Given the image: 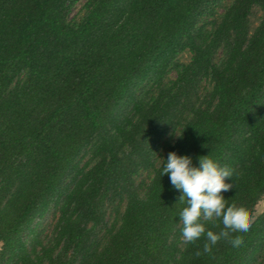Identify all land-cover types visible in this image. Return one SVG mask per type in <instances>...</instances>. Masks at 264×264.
Here are the masks:
<instances>
[{"label": "trees", "instance_id": "obj_1", "mask_svg": "<svg viewBox=\"0 0 264 264\" xmlns=\"http://www.w3.org/2000/svg\"><path fill=\"white\" fill-rule=\"evenodd\" d=\"M79 1L0 0V264H264V0ZM170 152L233 170L239 248L183 243Z\"/></svg>", "mask_w": 264, "mask_h": 264}, {"label": "clouds", "instance_id": "obj_2", "mask_svg": "<svg viewBox=\"0 0 264 264\" xmlns=\"http://www.w3.org/2000/svg\"><path fill=\"white\" fill-rule=\"evenodd\" d=\"M198 159L199 166L196 167L190 156L170 152L163 165L162 176H169L172 187L182 193L178 197L179 203L187 205L179 213L182 241L194 244L206 236L203 253H211L212 247L221 240L239 248L244 243L243 237L231 234L248 232L251 222L245 207L228 205V200L221 195L235 186L234 183L225 182L226 179L233 180V170L221 167L209 155ZM217 220L221 221L223 228L218 233L206 231L205 224L208 222L219 227ZM201 254L200 251L196 252V256Z\"/></svg>", "mask_w": 264, "mask_h": 264}, {"label": "rangeland", "instance_id": "obj_3", "mask_svg": "<svg viewBox=\"0 0 264 264\" xmlns=\"http://www.w3.org/2000/svg\"><path fill=\"white\" fill-rule=\"evenodd\" d=\"M85 0H80L72 9V14L75 13L80 7L81 5L84 3ZM183 59L184 60H189V55L188 54H184L183 55ZM174 73V72H173ZM172 73V74H173ZM264 210V198L259 202V204L257 205V212L260 213ZM0 246H1V243H0Z\"/></svg>", "mask_w": 264, "mask_h": 264}]
</instances>
